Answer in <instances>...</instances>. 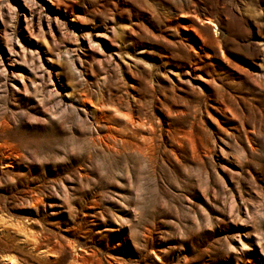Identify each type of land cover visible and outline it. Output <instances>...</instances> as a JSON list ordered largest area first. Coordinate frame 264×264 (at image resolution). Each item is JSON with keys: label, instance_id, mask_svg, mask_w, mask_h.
Here are the masks:
<instances>
[{"label": "rangeland", "instance_id": "374dc122", "mask_svg": "<svg viewBox=\"0 0 264 264\" xmlns=\"http://www.w3.org/2000/svg\"><path fill=\"white\" fill-rule=\"evenodd\" d=\"M0 264H264V0H0Z\"/></svg>", "mask_w": 264, "mask_h": 264}, {"label": "bare ground", "instance_id": "6f19581e", "mask_svg": "<svg viewBox=\"0 0 264 264\" xmlns=\"http://www.w3.org/2000/svg\"><path fill=\"white\" fill-rule=\"evenodd\" d=\"M203 20L208 21L210 23V19L208 17L204 18ZM11 257V256H10ZM12 258V257H11ZM75 258V257H74ZM7 259V258H6ZM13 260V259H12ZM14 261V260H13ZM11 263V262H10Z\"/></svg>", "mask_w": 264, "mask_h": 264}]
</instances>
